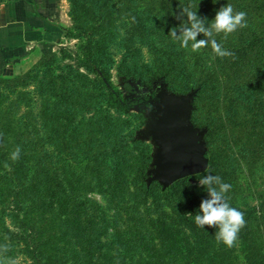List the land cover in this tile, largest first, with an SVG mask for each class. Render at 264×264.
<instances>
[{"label":"rangeland","instance_id":"obj_1","mask_svg":"<svg viewBox=\"0 0 264 264\" xmlns=\"http://www.w3.org/2000/svg\"><path fill=\"white\" fill-rule=\"evenodd\" d=\"M225 4H231L234 12L243 11L247 14V27L237 29L227 39H224L222 33L215 35L216 41L225 50L233 53L232 56H217L211 45L198 51L192 50L191 42L189 47H182L181 42L169 34L172 28H176L179 37L182 27L187 24L186 15H181L182 8L188 7L197 11L198 16L211 21ZM68 5L71 10L70 0ZM76 8L77 21H73L69 29L75 32H79V29L94 31L101 41L100 44L113 50L110 77L122 98L126 100L133 98L136 90L131 82L127 86L126 78L135 77L139 80L133 82L150 88L163 79L157 78L161 69L155 65L159 52H168L173 57L175 53L182 52V56H185V63L169 75L174 83L172 90L177 94L197 91L191 119L198 127L207 130L206 135L208 128L204 125L211 127V135L205 136L207 154L216 165L215 175L231 185L226 193L228 200L245 208L258 206L250 223L252 231L248 241L238 238L231 248L217 243L218 251L221 250L217 256L225 255L219 264H263L264 0H216L215 3L213 0H77ZM142 13L146 14L147 19L143 20L149 30L141 40L143 48L140 56L144 63H149V67L130 69L135 74H127V68L121 66L124 52L121 37L126 35L130 26L139 23ZM197 39L212 38L201 34ZM84 43V38L66 37L56 43V49L50 54L33 57L31 62L17 67L15 73H1L4 76H0V80L4 84L16 86L12 92V89L0 84V96L2 93H10L8 106L13 105L15 111V106H20L19 112L16 111L18 113H31L33 107L26 106L31 97L29 93L52 94L59 107L68 102L63 98L66 88L75 95L72 103L68 102V114L60 115L55 126V132L60 134L64 130L63 124L67 121L71 123L70 137L57 136L39 118L37 136L42 144L39 152L43 162H46L45 172H53L58 182L60 206L65 208L68 205L72 209L69 215L61 216L71 220L74 217L81 222V228L86 227V230H90L91 220H100L101 223L105 220L107 223L103 224L99 238L111 243L118 239V235L121 238H130L134 230H137L139 236L143 235L141 229L151 227V218L162 217L163 211L169 217L177 204H182V198L177 195L168 197L155 186L152 190L148 189L152 186L148 185L149 178L143 177L141 173L152 166L151 160L157 151V145L152 139L143 141L145 143L142 142V145H134L123 138L127 131L138 136V132L146 126L148 116L140 110L142 107L138 103L132 104L127 110L116 106L112 98L113 103L108 101L109 92L102 86L99 74L77 66L76 62L82 56L81 45ZM99 58L102 62L109 57L101 52ZM179 58L181 57L176 60ZM25 74L27 77L23 80L16 79ZM190 85L191 88H185ZM80 93L81 96H78ZM3 99L0 97L1 103ZM107 111L117 120L112 124L115 127L114 139L118 144L116 151L121 156L122 174L115 182H121V178L127 175L123 186L119 188L114 187L111 166L106 161V155L112 152H107L108 144L112 149L111 144L114 142L108 141L106 132L100 134L89 131L97 124L108 125ZM20 115L22 114H15L13 117ZM22 119L35 123L33 116H23ZM123 120L127 122L124 123ZM76 126L77 132L74 131ZM50 133L56 142L53 146L47 142ZM62 134L67 135V132ZM72 135H76V141L72 142ZM79 136H82V141L91 137L92 143L76 147ZM64 186L70 189L69 199L62 193ZM40 196L47 201L45 193L42 192ZM67 200H70V204H65ZM6 221L11 224L9 218ZM0 222L3 225L5 219H0ZM76 229L79 233L80 229L77 226ZM149 230L151 228L143 230L144 242H148L147 238L153 239ZM119 240L121 241L114 244V248L125 254V249L119 245L122 239ZM212 240L213 238L204 242L209 251L215 245ZM138 250H129L127 253H136ZM19 252L4 250L1 252V259L5 264H28L25 255Z\"/></svg>","mask_w":264,"mask_h":264},{"label":"trees","instance_id":"obj_2","mask_svg":"<svg viewBox=\"0 0 264 264\" xmlns=\"http://www.w3.org/2000/svg\"><path fill=\"white\" fill-rule=\"evenodd\" d=\"M70 2V15L75 22L77 21V0H70ZM142 14L139 23L130 26L126 35L121 37L124 49L121 66L127 68V74H135V71L131 72L130 69H138L140 66L149 67V63L147 61L144 63L140 56L143 48L141 40L149 30H147L143 20L147 19L146 14ZM66 36L85 39V43L81 45L82 56H79L76 64L99 74L102 86L109 92L108 101L113 103L114 100L116 106L127 108V110L130 109L132 104L135 105L136 99L129 98L126 100L122 98L120 91L113 84L110 77L113 50L107 45L102 46L100 44L101 41L98 39L97 33L85 29H79V32L67 29ZM101 52L108 55L107 61L100 62L99 54ZM177 57L181 58L176 60ZM185 60L182 52L175 53L174 57L168 52L158 53L155 65L161 69V72L157 74V78L163 77L170 91L174 83L169 79V75L178 66L184 64ZM0 76L4 75L0 73ZM26 77L27 74L16 79L23 80ZM126 80L128 81L127 86H129L128 83L139 79L130 76ZM0 84H4L3 80H0ZM51 84L53 86V82ZM4 85L5 88L12 89V92L15 91L16 85L8 83ZM191 87V85L185 86L187 89ZM29 94H31V97L26 106L33 107L31 113H18L20 106H15L18 112L14 110L13 105L8 106L10 93H2L0 96L4 98L3 103L0 102V219H5L3 225L0 222V264H5L1 259V252L7 249H10L11 253L20 251L19 253L25 255L28 264H126L135 261L144 262V264H219V261L225 255L217 256L221 250L218 251L216 247V229L209 228L207 225L205 229L200 228L195 224L194 216L188 215V213L195 215L199 212L201 202L210 199L206 186L199 184V179L204 175H215L216 165L208 154L209 166L206 171L200 174L179 179L167 188H164L159 181L150 183L148 181V185H152L148 189L152 190L155 186L168 197L177 195L182 198V204H177L176 209L170 213L169 217L163 211V219L161 216L158 219L151 218V227H149L151 230L149 232H152L153 239L145 236L148 242H144L143 230L149 229L146 228L141 229L143 234L141 236H139L137 230H134L130 238H121L118 235L116 237L118 239L113 240L111 243L102 241L99 235L103 231V224L107 223L105 220L102 223L100 220H91L89 222L90 230H86V227L85 229L81 228V222L74 217L71 220L61 216V214L69 215L72 209L68 205L65 208L60 206L58 194L61 193L58 190V182H56L53 172H45L46 162H43L39 152L42 146L37 136L39 133V118L43 119L48 130H53L56 133V119L62 114H68L70 109L68 102L72 103L71 101L75 95H72L69 88H66L63 92V98L68 102L65 106L59 107L56 97L52 94L46 95L42 92ZM78 96H81V93ZM11 101L13 102V100ZM140 110L145 112L143 108H140ZM15 114L22 115L15 118L13 117ZM23 116H33L35 123L28 120L25 122L22 119ZM106 118L109 121L107 122L108 125L98 126L97 124L89 131L91 133L99 132L100 134L106 132L108 141L114 142V144H111L112 149L108 144L109 150L107 152H112L106 155V161L111 166V176L115 182L122 174L121 156H118L116 151L118 144L114 139L115 127L112 124L113 121L117 120L110 115L109 111L106 113ZM123 122L126 123L127 120H123ZM66 123L67 126L63 124L64 130L62 133L67 132V135L64 134L63 136L60 132V134L56 133L57 136L70 137L69 127L71 123L68 121ZM195 125L199 126L196 123ZM204 126L208 128L207 135H211L209 133L210 125ZM77 130L78 127L76 126L74 131L77 132ZM74 131L72 130V132ZM86 134L90 133L86 132ZM48 137L47 142L50 146H53L56 143L55 139L51 133ZM71 137L74 138L72 142L77 140L76 135ZM123 138L127 143L131 142L134 145H142L145 143L143 141L150 140L139 138L130 131L125 132ZM65 142L68 143L69 141ZM89 142H91V137L82 141V136H79L76 147L79 148V145ZM17 147L20 149L19 158L13 160L11 158L12 153L16 151ZM153 160L151 161L153 162ZM150 168L141 173L143 177L149 178L148 171ZM125 176L127 177V175ZM125 176L121 178V182L114 183L115 188L123 186ZM42 192L46 194L47 201L40 196ZM62 193L68 199L70 198L71 192L68 187L64 186ZM228 202L230 206L244 213L246 226L241 229L238 238L248 241L252 231L250 223L258 210V206L245 208L229 200ZM65 204H70V200L65 201ZM7 218L10 219L11 224H7ZM76 226L80 229L79 233ZM211 238H213L212 241L215 242V245L209 251L204 246V242L209 241ZM119 239H122L119 245L125 249V254L114 248V244L121 241ZM222 244L219 243V245ZM142 247L144 248L138 250ZM129 250L138 251L127 253Z\"/></svg>","mask_w":264,"mask_h":264},{"label":"water","instance_id":"obj_3","mask_svg":"<svg viewBox=\"0 0 264 264\" xmlns=\"http://www.w3.org/2000/svg\"><path fill=\"white\" fill-rule=\"evenodd\" d=\"M131 83L138 92L147 91L150 95L147 104L141 105L148 121L138 132L139 138L152 139L157 145L148 171L149 182L159 181L167 188L179 179L206 171L209 166L207 130L196 126L191 119L197 91L177 94L168 89L163 79L152 88Z\"/></svg>","mask_w":264,"mask_h":264},{"label":"clouds","instance_id":"obj_4","mask_svg":"<svg viewBox=\"0 0 264 264\" xmlns=\"http://www.w3.org/2000/svg\"><path fill=\"white\" fill-rule=\"evenodd\" d=\"M216 0H213L215 3ZM181 15H186L187 24L182 27L181 35L177 36V29L172 28L169 34L177 41L181 42L182 47H189L194 51L211 45L213 52L223 58L232 56L233 53L225 50L215 39V35L223 34L224 39L239 28L247 27L246 13L243 11L234 12L231 4H225L219 8L215 17L208 21L206 17L197 15V11H192L188 7L182 8ZM212 39H197L199 35ZM20 149L12 153V159L19 158ZM7 166V165H6ZM199 184L206 186L210 199L201 202L199 212L194 216L195 224L205 229L215 228V239L217 243H223L231 248L235 245L238 234L246 226L244 213L235 207L230 206L226 193L231 189V185L222 181L218 175L207 174L199 179Z\"/></svg>","mask_w":264,"mask_h":264},{"label":"crops","instance_id":"obj_5","mask_svg":"<svg viewBox=\"0 0 264 264\" xmlns=\"http://www.w3.org/2000/svg\"><path fill=\"white\" fill-rule=\"evenodd\" d=\"M72 25L68 0H0V73L54 51Z\"/></svg>","mask_w":264,"mask_h":264},{"label":"flooded vegetation","instance_id":"obj_6","mask_svg":"<svg viewBox=\"0 0 264 264\" xmlns=\"http://www.w3.org/2000/svg\"><path fill=\"white\" fill-rule=\"evenodd\" d=\"M135 93L137 94L136 96L133 97V99H136V103L140 104V105H145L147 104V100H148V97L150 96L149 93L146 91V92H138V90H135Z\"/></svg>","mask_w":264,"mask_h":264}]
</instances>
